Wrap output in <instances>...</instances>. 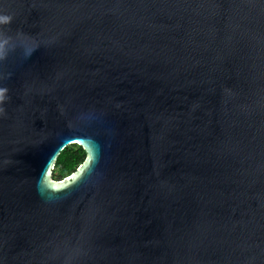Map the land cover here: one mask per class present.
<instances>
[{
  "label": "water",
  "instance_id": "obj_1",
  "mask_svg": "<svg viewBox=\"0 0 264 264\" xmlns=\"http://www.w3.org/2000/svg\"><path fill=\"white\" fill-rule=\"evenodd\" d=\"M0 15V264H264V0Z\"/></svg>",
  "mask_w": 264,
  "mask_h": 264
},
{
  "label": "trees",
  "instance_id": "obj_2",
  "mask_svg": "<svg viewBox=\"0 0 264 264\" xmlns=\"http://www.w3.org/2000/svg\"><path fill=\"white\" fill-rule=\"evenodd\" d=\"M86 158L85 150L77 145L65 147L59 154L53 171L54 179H61L75 171Z\"/></svg>",
  "mask_w": 264,
  "mask_h": 264
},
{
  "label": "clouds",
  "instance_id": "obj_3",
  "mask_svg": "<svg viewBox=\"0 0 264 264\" xmlns=\"http://www.w3.org/2000/svg\"><path fill=\"white\" fill-rule=\"evenodd\" d=\"M12 22V17L9 15H0V26L9 25ZM9 38H6L0 32V61L4 60L7 56ZM8 99V89L0 87V114H3V105Z\"/></svg>",
  "mask_w": 264,
  "mask_h": 264
}]
</instances>
